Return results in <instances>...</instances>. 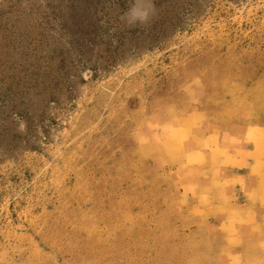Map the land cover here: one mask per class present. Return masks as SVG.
<instances>
[{"label":"rangeland","instance_id":"1","mask_svg":"<svg viewBox=\"0 0 264 264\" xmlns=\"http://www.w3.org/2000/svg\"><path fill=\"white\" fill-rule=\"evenodd\" d=\"M130 7L0 0V264H223L146 129L264 127V0Z\"/></svg>","mask_w":264,"mask_h":264},{"label":"crops","instance_id":"2","mask_svg":"<svg viewBox=\"0 0 264 264\" xmlns=\"http://www.w3.org/2000/svg\"><path fill=\"white\" fill-rule=\"evenodd\" d=\"M170 112V113H168ZM149 139L171 151L170 171L186 208L223 231V264H264V127L228 134L198 109H161ZM211 217H206L207 213Z\"/></svg>","mask_w":264,"mask_h":264},{"label":"clouds","instance_id":"3","mask_svg":"<svg viewBox=\"0 0 264 264\" xmlns=\"http://www.w3.org/2000/svg\"><path fill=\"white\" fill-rule=\"evenodd\" d=\"M151 11V0H131V7L125 18L128 23H143L149 18Z\"/></svg>","mask_w":264,"mask_h":264}]
</instances>
